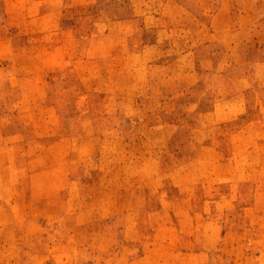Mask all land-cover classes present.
<instances>
[{"label": "rangeland", "instance_id": "rangeland-1", "mask_svg": "<svg viewBox=\"0 0 264 264\" xmlns=\"http://www.w3.org/2000/svg\"><path fill=\"white\" fill-rule=\"evenodd\" d=\"M221 2L0 0V264H264V0Z\"/></svg>", "mask_w": 264, "mask_h": 264}, {"label": "crops", "instance_id": "crops-1", "mask_svg": "<svg viewBox=\"0 0 264 264\" xmlns=\"http://www.w3.org/2000/svg\"><path fill=\"white\" fill-rule=\"evenodd\" d=\"M225 1L226 0H222L221 5L219 7H217L218 10L216 11V14L214 13V15H215L214 17H215L216 20L228 17V12L225 9Z\"/></svg>", "mask_w": 264, "mask_h": 264}]
</instances>
